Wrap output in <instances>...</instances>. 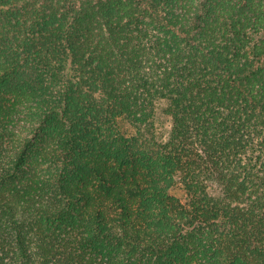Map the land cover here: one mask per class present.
<instances>
[{
	"label": "trees",
	"instance_id": "1",
	"mask_svg": "<svg viewBox=\"0 0 264 264\" xmlns=\"http://www.w3.org/2000/svg\"><path fill=\"white\" fill-rule=\"evenodd\" d=\"M0 264H264V0H0Z\"/></svg>",
	"mask_w": 264,
	"mask_h": 264
},
{
	"label": "rangeland",
	"instance_id": "2",
	"mask_svg": "<svg viewBox=\"0 0 264 264\" xmlns=\"http://www.w3.org/2000/svg\"><path fill=\"white\" fill-rule=\"evenodd\" d=\"M164 107L165 105L162 104L161 108H158V113H157V121H156L157 131L156 132H157V138L159 141L161 140L165 141L171 129L170 118L164 115ZM122 124L123 125L121 126L124 130L128 131L129 133L134 132L133 128L128 123L122 122ZM173 193L179 197H183L180 190H173Z\"/></svg>",
	"mask_w": 264,
	"mask_h": 264
}]
</instances>
